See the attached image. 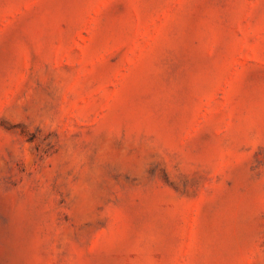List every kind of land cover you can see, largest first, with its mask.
<instances>
[{
	"label": "rangeland",
	"instance_id": "obj_1",
	"mask_svg": "<svg viewBox=\"0 0 264 264\" xmlns=\"http://www.w3.org/2000/svg\"><path fill=\"white\" fill-rule=\"evenodd\" d=\"M0 264H264V0H0Z\"/></svg>",
	"mask_w": 264,
	"mask_h": 264
}]
</instances>
